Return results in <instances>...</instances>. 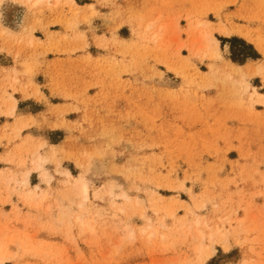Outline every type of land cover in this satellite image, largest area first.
I'll return each instance as SVG.
<instances>
[{"label":"rangeland","instance_id":"1","mask_svg":"<svg viewBox=\"0 0 264 264\" xmlns=\"http://www.w3.org/2000/svg\"><path fill=\"white\" fill-rule=\"evenodd\" d=\"M74 1L0 7V264H264V0Z\"/></svg>","mask_w":264,"mask_h":264},{"label":"bare ground","instance_id":"2","mask_svg":"<svg viewBox=\"0 0 264 264\" xmlns=\"http://www.w3.org/2000/svg\"><path fill=\"white\" fill-rule=\"evenodd\" d=\"M4 0H0V7H1V4ZM23 2L27 3V4H31V5H37V4H40V3H47V4H56L58 2V0H22ZM68 2H70V6H73V7H77L78 5L75 3L74 0H67ZM20 22V21H19ZM150 28V25L147 24V25H144L143 27V33L144 34H147V31L148 29ZM218 34H220L221 36H224V37H229L231 34H236L237 36H239L240 38L246 40L247 42L249 43H253L256 50L262 54L264 56V49L262 48V46L260 45V43L255 40V39H251V36L248 32L246 31H243V30H237V31H233L232 29H228L226 28L225 26H221V27H218L217 31H216ZM10 33V31L6 28H3L0 26V34L1 35H8ZM9 36V35H8ZM151 38V37H150ZM205 42H204V45L202 46V49L204 50V54L205 56L211 58V59H220L221 58V55H220V51H219V45H218V41L214 38L211 37V35L209 34H206L205 35ZM199 47V45H198ZM255 63V62H254ZM226 67L231 70V71H234V72H238L240 69H239V66H236L234 65L233 63L231 62H227L226 63ZM255 64L252 65V68H253V71H252V74H259L260 71H262V65L261 64H257L256 66H254ZM0 69L2 70H6V69H3V67L0 66ZM264 69V68H263ZM15 80V78H14ZM16 101L15 99H9L8 100V110L6 112L7 115H13L14 116V113H15V108H16ZM31 116H33L32 114L30 115H27V116H19L18 118H31ZM32 158V157H31ZM46 158V157H45ZM45 159H43V157L41 156H36L35 158L31 159L30 160V164L34 167L35 170H40L42 168V164L44 163ZM29 173L30 172H25L23 174V178L21 179L20 183L24 186H27L28 185V178H29ZM10 174V173H9ZM64 177L66 179H70L72 178L71 174L68 172V171H64L63 173ZM41 176L43 179H46L45 181H49L47 175L45 172H42L41 173ZM75 179V178H74ZM43 183V182H42ZM49 183V182H48ZM77 184V183H76ZM35 188L37 189L38 187L35 186ZM78 188H79V192L81 193V197H82V200H86L87 198V194H88V188H87V185L85 183H80L78 185ZM31 190V189H30ZM28 194V193H27ZM23 195V194H22ZM30 195H31V192H30ZM24 196V195H23ZM26 196V195H25ZM29 197V196H28ZM128 197V196H127ZM124 199H127L126 197H123ZM129 199V198H128ZM78 219V218H77ZM194 223V222H192ZM200 223V221H199ZM83 225V224H82ZM199 226V224H198ZM202 226V225H201ZM221 232V230L219 231ZM211 235V234H210ZM198 236L200 237L201 239V242H203V238L205 236L204 234V230L200 229L199 232H198ZM213 238V237H212ZM215 238V237H214ZM225 238V236H224ZM228 238V237H227ZM215 241V240H214ZM200 242V241H199ZM202 243H199V245L197 246L196 250H201L203 249L202 247ZM196 253V252H195ZM212 256V254L210 255ZM205 258V257H204Z\"/></svg>","mask_w":264,"mask_h":264},{"label":"crops","instance_id":"3","mask_svg":"<svg viewBox=\"0 0 264 264\" xmlns=\"http://www.w3.org/2000/svg\"><path fill=\"white\" fill-rule=\"evenodd\" d=\"M34 105H36V104H34Z\"/></svg>","mask_w":264,"mask_h":264}]
</instances>
